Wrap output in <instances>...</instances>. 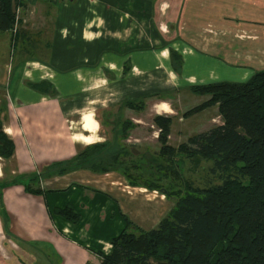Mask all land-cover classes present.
<instances>
[{
	"label": "crops",
	"instance_id": "obj_1",
	"mask_svg": "<svg viewBox=\"0 0 264 264\" xmlns=\"http://www.w3.org/2000/svg\"><path fill=\"white\" fill-rule=\"evenodd\" d=\"M17 2L15 31L0 32V127L14 144L10 157H0V264L96 263L94 252L106 253L103 244L112 236L105 237L108 229L102 228L108 213L119 223L127 210L152 211L153 202L109 195L105 188L117 183L116 171L39 172L87 146L75 139L92 134L83 128L85 116L99 124L102 142L111 135V149H136L137 134L154 138L143 115L174 118L179 110L160 94L243 81L264 68V0ZM169 49L180 56L177 72ZM38 82L50 84L54 93L28 86ZM131 101L134 106H127ZM160 104L170 111L157 110ZM98 112L121 115L104 122ZM170 136L169 128V145ZM36 175L41 193L26 192L23 184ZM66 205L78 213L77 222L51 212Z\"/></svg>",
	"mask_w": 264,
	"mask_h": 264
},
{
	"label": "trees",
	"instance_id": "obj_2",
	"mask_svg": "<svg viewBox=\"0 0 264 264\" xmlns=\"http://www.w3.org/2000/svg\"><path fill=\"white\" fill-rule=\"evenodd\" d=\"M16 5L17 0H0V32L12 28ZM169 56L177 72L180 56L172 49ZM28 86L40 93H54L46 82ZM189 90L208 97L182 115L215 105L221 122L173 147L167 143L171 117H152L159 143L153 169L169 180L168 186L133 180L127 168H119L121 149H111L107 141L87 145L74 157L39 172L63 174L72 167L116 171L130 186L141 185L173 197V205L151 229L128 231L126 227L132 224L122 215L125 227L108 240V252L98 251L97 264H264V68L253 70L243 81H212L191 85ZM126 105L134 106L132 101ZM13 149L12 140L0 127V157H10ZM193 156L210 162L208 173L215 182L209 179L199 187L181 177L182 158ZM36 177L23 184L26 192L41 193L38 185L32 186ZM51 212L70 223L79 217L68 205Z\"/></svg>",
	"mask_w": 264,
	"mask_h": 264
},
{
	"label": "rangeland",
	"instance_id": "obj_3",
	"mask_svg": "<svg viewBox=\"0 0 264 264\" xmlns=\"http://www.w3.org/2000/svg\"><path fill=\"white\" fill-rule=\"evenodd\" d=\"M237 40H242L240 39H235ZM263 62V61H262ZM243 79V77H242ZM237 78H235V81ZM227 81H233L230 79H227ZM176 94V92H178ZM184 92L185 95H187V98H184ZM187 92V93H186ZM161 97H164L168 99L171 108L174 111L173 107H178L179 110L176 115H174V118H171V123L169 125V128L171 129V136H170V144L173 147H176L179 143L185 142L186 139L191 136L192 134H195L199 131H202L204 129H207L208 127L219 124L220 117L217 114V110L215 106H210L207 107L203 110L197 111L195 113H192L191 115L188 116H183L182 113L185 110H188L189 108L198 105L203 101V99H206L208 96L207 95H197L192 93L191 91H187V89H179L175 91H170L165 94H160ZM180 98V100H177ZM182 99V100H181ZM138 101V100H135ZM179 101V102H178ZM178 109V108H177ZM109 111L113 112L115 108L112 106L108 108ZM86 112V111H85ZM82 113V112H81ZM99 116H101L103 121L105 122V117L106 118H119L121 114H115L112 116L109 113L107 114H101L98 112ZM125 116V114H123ZM122 119V118H121ZM143 119L146 122H149L151 120V117L143 115ZM116 121V120H115ZM152 124V123H151ZM210 124V126H209ZM109 125L103 124V127H107ZM144 127L147 128L148 125L144 124ZM154 128L155 133H154V138L152 139V134H145V132L137 134V137L139 138V141L136 144V149H133L130 147V145H123L125 149L120 148L121 152L119 154V159L122 160L123 164H120L119 168H127L128 173L131 175L132 179L135 181H143V180H154L161 186H168L169 180L162 177L158 176V174L155 172L153 169L154 162L153 159L157 158V151L159 147V143L156 140L157 136V128L152 124V129ZM180 130V132H178ZM150 131V130H149ZM134 135V134H132ZM112 139L111 135L108 133L105 136V140L107 142H110ZM119 143H124V141ZM123 152H126L123 154ZM161 161V160H158ZM132 164H137L135 167L132 166ZM124 165V166H123ZM210 165L209 161H205L202 159H199L197 156H193L191 158H186L183 157L181 164H180V174L183 179L190 180L194 185L196 186H204V184L211 179L212 182H215V178L210 176L208 173V166ZM86 168V167H85ZM81 169V168H78ZM92 171V170H91ZM119 174L118 180H116L117 183H113V185H109L107 183V186L105 190H108L109 195H113V193L117 192L120 194L121 192L124 194H127L128 196H135L137 198H140L141 201H146V202H153V205L155 206L152 211L145 210L140 207V210L134 212L131 210H127L126 213V218L131 222V226L126 227L128 231H136L135 227L140 228L141 230H148L153 227H155L157 221L163 217L166 212L169 210V208L173 205V197L166 198L163 194H161L157 190H150L147 189L141 185L135 186L139 188H133L131 187L124 176H122L120 173ZM110 175V174H109ZM106 176V180L109 181L110 177ZM38 183H34L32 186L36 187ZM110 187V189H109ZM115 187L114 190L111 188ZM117 188V189H116ZM110 190V191H109ZM104 194V193H103ZM109 201H114L112 198H108ZM125 204V203H123ZM122 204V205H123ZM119 215L117 218L119 219ZM122 217V215H121ZM120 217V222L116 220V218H112L110 214L108 213L107 219L111 220V222H106L102 224V228L104 226L107 227L108 231L105 232V237H108L112 235L111 237L115 236L119 231H121L125 226L123 219ZM123 221V222H121ZM92 231H99L100 229H97V227H92ZM110 237V238H111ZM108 238V240L110 239ZM103 250H108L110 249V244L105 243L103 244ZM103 252L102 250H98ZM98 251H95L94 253L96 254V263H89V264H97L98 263ZM105 253V252H103ZM39 258H41L39 256ZM88 263V262H87Z\"/></svg>",
	"mask_w": 264,
	"mask_h": 264
},
{
	"label": "clouds",
	"instance_id": "obj_4",
	"mask_svg": "<svg viewBox=\"0 0 264 264\" xmlns=\"http://www.w3.org/2000/svg\"><path fill=\"white\" fill-rule=\"evenodd\" d=\"M26 75H27V73H26ZM164 107L166 108V110L170 111V109H168L166 105ZM84 119H85V123H84L83 127L86 130H90L92 134L89 136L79 135L75 139L82 141L86 145L93 144L96 142H102L103 138L96 135V132L99 129V124L93 123L92 116H85Z\"/></svg>",
	"mask_w": 264,
	"mask_h": 264
},
{
	"label": "built area",
	"instance_id": "obj_5",
	"mask_svg": "<svg viewBox=\"0 0 264 264\" xmlns=\"http://www.w3.org/2000/svg\"><path fill=\"white\" fill-rule=\"evenodd\" d=\"M17 18H18V9H15V15H14V22L11 28V31L14 32L16 29V22H17Z\"/></svg>",
	"mask_w": 264,
	"mask_h": 264
},
{
	"label": "bare ground",
	"instance_id": "obj_6",
	"mask_svg": "<svg viewBox=\"0 0 264 264\" xmlns=\"http://www.w3.org/2000/svg\"><path fill=\"white\" fill-rule=\"evenodd\" d=\"M157 105V104H156ZM165 105L164 104H160V105H158V106H156V109L157 110H165L166 108L164 107ZM84 123H85V121H84ZM84 125V124H83ZM84 128V127H83ZM85 129V128H84ZM86 130V129H85ZM86 131H89V132H91L90 130H86Z\"/></svg>",
	"mask_w": 264,
	"mask_h": 264
}]
</instances>
